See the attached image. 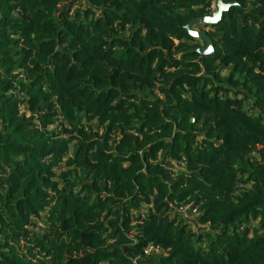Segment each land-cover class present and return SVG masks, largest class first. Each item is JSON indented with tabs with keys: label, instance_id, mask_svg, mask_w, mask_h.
I'll return each mask as SVG.
<instances>
[{
	"label": "trees",
	"instance_id": "16d2710c",
	"mask_svg": "<svg viewBox=\"0 0 264 264\" xmlns=\"http://www.w3.org/2000/svg\"><path fill=\"white\" fill-rule=\"evenodd\" d=\"M237 2L201 55L213 0H0V264H264V0Z\"/></svg>",
	"mask_w": 264,
	"mask_h": 264
},
{
	"label": "water",
	"instance_id": "95a60500",
	"mask_svg": "<svg viewBox=\"0 0 264 264\" xmlns=\"http://www.w3.org/2000/svg\"><path fill=\"white\" fill-rule=\"evenodd\" d=\"M213 1H214V8L209 14L195 17L191 19L186 25V29L192 37L202 40L204 42L203 45L197 46L191 50L198 52L201 55L214 54L215 47L207 31L198 27V25L216 24L222 19L224 12H228L233 5H238L237 0H232L230 2H224V0H213Z\"/></svg>",
	"mask_w": 264,
	"mask_h": 264
},
{
	"label": "built area",
	"instance_id": "2783aa9c",
	"mask_svg": "<svg viewBox=\"0 0 264 264\" xmlns=\"http://www.w3.org/2000/svg\"><path fill=\"white\" fill-rule=\"evenodd\" d=\"M211 8L213 10L214 8V4L211 5ZM209 28L205 27L204 30L207 31ZM178 211L182 212L185 215H189V213H191L193 216H197L200 214L198 208H196L193 205H187L185 207H181ZM162 248H160L159 246H156L154 244H149L145 249L144 252L146 255H151V254H161L162 253Z\"/></svg>",
	"mask_w": 264,
	"mask_h": 264
},
{
	"label": "rangeland",
	"instance_id": "374dc122",
	"mask_svg": "<svg viewBox=\"0 0 264 264\" xmlns=\"http://www.w3.org/2000/svg\"><path fill=\"white\" fill-rule=\"evenodd\" d=\"M198 27H200L201 29H204V28H205V26L202 25V24H199ZM56 125H57V124H56ZM52 127H54V126H52Z\"/></svg>",
	"mask_w": 264,
	"mask_h": 264
}]
</instances>
